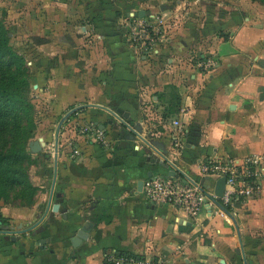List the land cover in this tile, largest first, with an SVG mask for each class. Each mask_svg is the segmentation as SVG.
I'll return each instance as SVG.
<instances>
[{"label": "crops", "instance_id": "obj_1", "mask_svg": "<svg viewBox=\"0 0 264 264\" xmlns=\"http://www.w3.org/2000/svg\"><path fill=\"white\" fill-rule=\"evenodd\" d=\"M117 7L123 22L138 7L176 34L164 35L153 55L139 54L130 23H108L101 36L90 12L91 24L42 26L48 38L67 30L66 40L30 39V62L42 64L40 94L53 116H63L45 209L0 210L17 227L0 219V264H103L111 250L160 264H264V176L258 195L235 207L207 204L196 217L143 193L154 175L199 181L204 158L258 155L264 173V4L202 0L184 23L168 0ZM73 11L59 20L78 17ZM200 57L213 59L208 73L196 68ZM88 123L104 131L106 143L72 127L64 132ZM43 136L40 151L48 147ZM214 180L202 179L207 187Z\"/></svg>", "mask_w": 264, "mask_h": 264}, {"label": "rangeland", "instance_id": "obj_2", "mask_svg": "<svg viewBox=\"0 0 264 264\" xmlns=\"http://www.w3.org/2000/svg\"><path fill=\"white\" fill-rule=\"evenodd\" d=\"M219 2L221 5H231L240 0H209ZM244 0H242L243 2ZM249 1V0H247ZM261 4H264V0H254ZM171 5H178V13L183 15L181 19L184 23L185 17L188 16V9L194 7L200 8L202 0H168ZM95 0H0V21L3 26V32L7 38L10 46L16 51L18 55L24 57L25 65H22V69H25L26 74H21L20 78L26 79V85L22 86V94L27 98L29 102V109L26 111V114L20 112L19 118L17 120L20 124V129L17 130V133H20L19 136H14L11 140V135L9 132H6L0 135V148L5 149V147L12 149V153L17 156L20 155L22 150H25L28 153V157H25L19 160L15 167L18 171H21L24 175L25 184L20 187H13L6 189L5 196L0 198V210L4 211L3 208H14L21 209L24 207H34L38 211V215L45 209L47 193L49 190L50 184V174L49 169L52 170L54 166V138L57 134V126L59 125L63 114L58 117L51 114L50 107L46 103V98L40 94V84L36 79L35 73L36 70L42 67L41 60L38 59L33 65L30 61L32 59L31 50H30V41L31 43H37L36 39H41L42 41L47 39L66 40L68 31L66 30L65 34L63 31L59 33L56 30L53 31L48 37H45L44 32H42V26L49 22L51 24H58L60 21L65 23V26L72 25L73 23L77 24H91L88 15L90 12L95 13L94 19L96 18V24L98 27H105L104 23H111L117 21V23L125 22L126 25L130 23V19H126L123 22V15L120 17L113 15V13H108L105 15L107 21L104 22L102 19L95 16H99L103 9L109 8L108 6H96ZM73 11L76 10L78 17L75 18H64L59 20L61 15H69L71 12H66L67 10ZM158 9V8H157ZM111 10V8H110ZM165 10V9H163ZM186 11V12H185ZM74 12V11H73ZM115 12V11H114ZM122 12V11H121ZM185 12V13H184ZM106 14V13H105ZM139 18V16H137ZM145 22H151L152 19H144L140 17ZM122 21V22H121ZM69 24V25H68ZM120 25V24H119ZM130 27V26H129ZM88 28V27H87ZM101 29V30H102ZM100 30V31H101ZM102 30L101 36H104L105 32ZM87 31V30H86ZM88 32V31H87ZM129 37L131 36V29L128 30ZM164 34L166 36L176 34V30L173 32L166 33L162 32L160 36ZM47 38V39H46ZM31 39V40H30ZM162 38L154 42L156 45L163 43ZM165 39V38H163ZM161 41V42H160ZM149 42V40H147ZM165 42V41H164ZM139 54H144L142 49H138ZM150 55H153L150 52ZM146 55V54H144ZM27 68V71H26ZM10 69H15L14 66ZM52 115V116H51ZM72 115V114H71ZM48 116H51L54 120H46ZM51 118V119H52ZM12 121H10L9 127H12ZM72 126H65L64 132L69 130L72 127V130L78 133L79 127L75 128V124ZM78 125V124H76ZM31 129L33 134L29 135L28 130ZM16 129H11V132H14ZM47 133L48 135V147L38 153H33L30 151V142L43 138ZM8 135L10 136L8 138ZM8 143L5 145L4 141L8 140ZM13 143L12 147L10 146ZM52 174V172H51ZM27 177V179L25 178ZM0 219L2 227H10L12 224L9 222V218L0 213ZM12 227H15L12 225Z\"/></svg>", "mask_w": 264, "mask_h": 264}, {"label": "built area", "instance_id": "obj_3", "mask_svg": "<svg viewBox=\"0 0 264 264\" xmlns=\"http://www.w3.org/2000/svg\"><path fill=\"white\" fill-rule=\"evenodd\" d=\"M161 20L145 22L140 17L130 19V41L144 54L154 53L155 43L164 34L159 28ZM165 38V36H164ZM149 40V42H147ZM195 66L202 72L208 73L215 63L211 58H197ZM178 126L177 122H174ZM80 135H88L96 142L106 143L107 139L102 129L88 123L79 126ZM77 151H75L76 153ZM199 181H193L186 176L154 175L145 180L143 193L148 202L154 205H171L178 210L185 211L190 217H196L204 206L218 203L222 207H235L261 192V181L264 176L261 157L248 155L240 162L233 159L220 160L209 158L199 161ZM215 178L210 186L204 185L202 179ZM220 177L225 178L220 196L214 193V184ZM120 251L111 250L105 254L103 264H160V261L144 256L119 254Z\"/></svg>", "mask_w": 264, "mask_h": 264}, {"label": "trees", "instance_id": "obj_4", "mask_svg": "<svg viewBox=\"0 0 264 264\" xmlns=\"http://www.w3.org/2000/svg\"><path fill=\"white\" fill-rule=\"evenodd\" d=\"M123 2L124 0H95V3H97L96 6L104 7V5H106L109 7L103 9L100 15L95 17L106 22L107 19L105 15H108V13L117 15V12L122 11V9H119L117 6ZM96 21L97 19H94L93 17L94 24H96ZM111 23H114V21ZM107 24L104 23V30L98 27L97 24L95 25V28L100 33L102 30L105 33H110L108 31L109 27ZM36 40L37 43L42 42L41 39ZM25 62L26 61L24 60V57L18 55L16 51L10 46L7 38L4 35L3 26L0 21V135L9 132V135H11V140H13L15 135H20V133H17V130L21 128L19 121L17 120V118H19L18 116H20V112L26 114V111L30 108L27 98L22 94V86L26 85V79L20 78L21 74H26L25 69L21 68L22 65H25ZM13 66L15 69H10ZM10 121L13 122L12 127L8 128ZM11 129L16 130L11 132ZM120 133V135L127 134L125 127L122 125L120 126ZM28 134H33L31 129L28 130ZM9 135L8 138L10 137ZM7 141H9V139L4 141L5 145L8 143ZM12 145L13 143L10 146L12 147ZM25 157H28V153H26L25 150H22L20 155L17 156L16 154L12 153V149L10 151V148H0V198L5 196L6 189L13 188L15 186L20 187L25 184L23 173L18 171V169L15 167V164ZM205 160L207 159L204 158L201 161ZM25 178L27 179L26 176ZM119 254H123V252L120 251ZM124 254L139 256L129 252H124Z\"/></svg>", "mask_w": 264, "mask_h": 264}, {"label": "water", "instance_id": "obj_5", "mask_svg": "<svg viewBox=\"0 0 264 264\" xmlns=\"http://www.w3.org/2000/svg\"><path fill=\"white\" fill-rule=\"evenodd\" d=\"M161 9H165L164 6L161 7ZM136 10H137L136 13H135L136 16H139V17H143L144 16L145 11H143L141 9H138V7H136ZM118 112L119 113H123L122 110H120V109H118ZM42 145H43L42 138H39L37 140L31 141L29 147H30L31 152L37 153V152H39L41 150ZM172 175H174V174H172ZM204 180H206L207 183L210 182L209 178H206ZM224 182H225V178L224 177H220V178H218L216 180L215 185H214V193H215V195L220 196L222 194L223 187H224ZM142 184H143V182L141 181L139 183V187H141Z\"/></svg>", "mask_w": 264, "mask_h": 264}]
</instances>
